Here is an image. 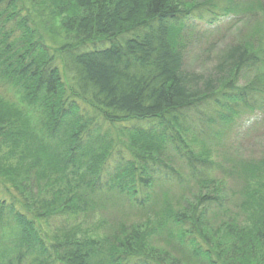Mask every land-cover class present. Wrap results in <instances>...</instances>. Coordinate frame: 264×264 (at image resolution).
<instances>
[{
    "label": "trees",
    "instance_id": "1",
    "mask_svg": "<svg viewBox=\"0 0 264 264\" xmlns=\"http://www.w3.org/2000/svg\"><path fill=\"white\" fill-rule=\"evenodd\" d=\"M200 2L0 0V264H264V157L214 158L264 110V1L209 75L185 66ZM120 204L143 222L51 229Z\"/></svg>",
    "mask_w": 264,
    "mask_h": 264
},
{
    "label": "rangeland",
    "instance_id": "2",
    "mask_svg": "<svg viewBox=\"0 0 264 264\" xmlns=\"http://www.w3.org/2000/svg\"><path fill=\"white\" fill-rule=\"evenodd\" d=\"M201 10L186 20L187 27L184 30L185 66L189 70L209 75L217 63L218 56L229 45L243 40L252 30L254 18L246 13V7L257 0H200ZM264 1V0H260ZM232 8L227 11L225 7ZM259 10V9H258ZM252 17V18H251ZM259 20L264 21V15L260 11ZM52 31V32H50ZM47 38L58 37V42L71 39L74 33L65 31L60 26L59 20H52L44 31ZM256 73L243 71L239 75L238 83L247 84ZM261 101H258L259 103ZM256 103V104H257ZM235 118V123L226 130L222 137L224 146H219L215 160H226V169H231L235 160L244 158L259 159L264 157V110L250 108L240 110ZM220 179H227V174L216 171ZM90 218L57 217L50 222L51 229L61 228L68 230L75 222L85 221L82 225L83 232L87 235L93 233L104 234L119 226V224H131L143 222L144 216L135 214L128 205L112 207L105 213H100ZM81 232L80 234H82Z\"/></svg>",
    "mask_w": 264,
    "mask_h": 264
}]
</instances>
